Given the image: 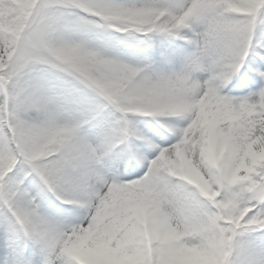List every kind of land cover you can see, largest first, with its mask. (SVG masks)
Returning <instances> with one entry per match:
<instances>
[{
  "label": "snow or ice",
  "instance_id": "obj_1",
  "mask_svg": "<svg viewBox=\"0 0 264 264\" xmlns=\"http://www.w3.org/2000/svg\"><path fill=\"white\" fill-rule=\"evenodd\" d=\"M0 264H264V0H0Z\"/></svg>",
  "mask_w": 264,
  "mask_h": 264
}]
</instances>
